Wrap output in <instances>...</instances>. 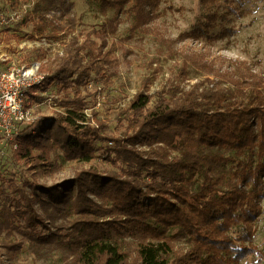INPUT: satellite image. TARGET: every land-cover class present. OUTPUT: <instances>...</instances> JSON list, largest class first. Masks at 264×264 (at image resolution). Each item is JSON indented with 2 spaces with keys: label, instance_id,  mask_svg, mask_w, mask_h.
Listing matches in <instances>:
<instances>
[{
  "label": "trees",
  "instance_id": "obj_1",
  "mask_svg": "<svg viewBox=\"0 0 264 264\" xmlns=\"http://www.w3.org/2000/svg\"><path fill=\"white\" fill-rule=\"evenodd\" d=\"M21 1L26 0L11 4ZM160 1L98 0L100 12L112 9L114 16L81 42L72 38L57 55L56 66L27 91L28 98L41 102L54 86L61 93L56 103L62 110L53 117H35L14 135L13 160L31 176L26 178L19 169L10 175L23 179L32 195L23 188L19 199H9L0 228L20 233L30 244L47 243L61 250L70 257L69 264H241L250 255L264 257L253 243L264 198L260 74L246 65L232 66L226 74L232 88L194 85L175 88L169 95L140 90L124 109L122 138L111 136L102 122L92 123L96 112H84L89 84L97 85L98 94L110 81L108 35L116 33L117 14L129 11L130 31H137ZM218 2L200 0L202 15L180 36L207 37L218 19ZM2 13L0 6V18ZM28 21L24 17L22 24ZM44 28L39 19L32 31L46 37ZM92 33L99 44L91 40ZM56 149L62 151L58 157L71 160L100 156L117 171L101 173L89 167L57 184L41 185L37 176L59 169L51 156ZM35 202L44 210L48 204L58 212L73 211L79 218L50 230L53 215L47 222ZM124 235L138 237L133 259L121 247ZM181 239L187 246L177 250L175 243Z\"/></svg>",
  "mask_w": 264,
  "mask_h": 264
},
{
  "label": "rangeland",
  "instance_id": "obj_2",
  "mask_svg": "<svg viewBox=\"0 0 264 264\" xmlns=\"http://www.w3.org/2000/svg\"><path fill=\"white\" fill-rule=\"evenodd\" d=\"M97 2L65 0L59 4L51 0H26L13 6L11 0H0L3 10L0 18V51L5 52L8 61L20 64L39 61L42 72L50 71L57 64V55L66 49L72 38L77 37L81 42L88 32L98 30L106 19L114 16L112 9L101 13ZM215 8L218 19L208 36L202 39L180 36L190 32L202 15L200 0H161L153 17L143 29L137 31H130L132 17L129 11L118 13L120 21L116 33L108 35V47L112 50L110 63L106 67L110 80L108 86L98 94L94 90L97 85L91 82L88 86L84 112L87 116L92 112L97 113L91 122H102L108 126L111 136L122 138L126 124L124 109L130 98L140 90L169 95L175 92V88L189 89L194 85L199 88H232L226 74L233 70L232 66L240 65H246L264 79V0H219ZM14 12L20 13L21 17L2 22V18H8ZM24 17L29 20L26 25L22 24ZM39 19L45 23L44 31L52 43L51 49L21 48L23 42L40 37L37 31H32L34 21ZM1 23L8 25V28H3ZM32 33L33 38L30 37ZM90 38L100 43L96 34L92 33ZM43 95L47 97L41 102H34L28 97L25 101L33 117H53L62 110L56 103L61 93L54 86ZM27 124H22L21 128ZM12 154L13 149L8 152V164L0 161V223L10 198L19 199L23 188L32 195V188L23 183V179L20 181L18 177L10 175L19 169L26 178L31 176L29 171H24L19 163L14 162ZM51 156L56 159L59 169L51 175L37 176L38 182L47 187L89 167L101 173L117 171L100 156L87 162L65 159L58 157L62 156L61 149H56ZM6 167H13V170L7 171ZM9 176L14 179L11 180ZM260 204L261 214L254 225L253 243L264 253V198ZM34 206L47 222H50L49 215H53L50 230L67 227L71 221L79 218L78 213L58 212L48 204L45 210L37 202ZM120 242L129 259H133L138 237L124 235ZM186 246L183 239L175 243L177 250ZM69 261L68 254L47 243L30 244L20 233L0 228V264H69ZM241 264H264V257L259 259L250 255Z\"/></svg>",
  "mask_w": 264,
  "mask_h": 264
},
{
  "label": "built area",
  "instance_id": "obj_3",
  "mask_svg": "<svg viewBox=\"0 0 264 264\" xmlns=\"http://www.w3.org/2000/svg\"><path fill=\"white\" fill-rule=\"evenodd\" d=\"M2 22L17 20L20 13L14 12ZM29 45V46H28ZM52 43L46 37L35 38L23 42L20 47L51 49ZM5 52L0 51V161H8V152L17 147L13 137L21 129L22 124L31 122V111L26 107L27 91L40 84L45 73L39 61L27 64L8 61ZM7 162L6 164H8Z\"/></svg>",
  "mask_w": 264,
  "mask_h": 264
}]
</instances>
